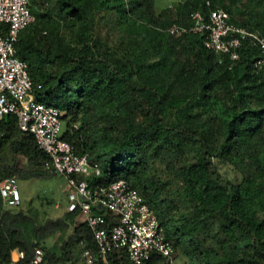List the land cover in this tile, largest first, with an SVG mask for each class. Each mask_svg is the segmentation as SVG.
<instances>
[{
  "label": "trees",
  "instance_id": "trees-1",
  "mask_svg": "<svg viewBox=\"0 0 264 264\" xmlns=\"http://www.w3.org/2000/svg\"><path fill=\"white\" fill-rule=\"evenodd\" d=\"M29 0L34 21L16 55L35 100L61 110V139L101 168L91 183L124 179L142 196L182 264H264V69L244 40L231 60L205 34H172L222 7L231 21L264 36V0ZM48 155L17 118L0 120V179L42 178ZM53 173H52V172ZM55 174V173H54ZM0 196V264H104L90 228ZM57 233L59 239L49 244ZM35 248L42 260L33 263ZM114 264H130L113 251ZM141 264H164L152 253Z\"/></svg>",
  "mask_w": 264,
  "mask_h": 264
},
{
  "label": "built area",
  "instance_id": "built-area-1",
  "mask_svg": "<svg viewBox=\"0 0 264 264\" xmlns=\"http://www.w3.org/2000/svg\"><path fill=\"white\" fill-rule=\"evenodd\" d=\"M34 18L29 0H0V120L6 114L15 115L20 130L30 133L48 155L45 167L66 181V211H76L90 228L104 264H114L108 257L113 251H124L130 264H141L152 253L160 254L164 264H182L139 192L124 179L91 183L101 174L99 164L91 162L87 154L75 153L73 146L61 139V110L35 100L27 64L15 49L19 32ZM166 30L172 34H205V46L229 55L231 60L238 57L243 41L250 40L260 50L254 65L264 69V36L235 24L222 7L210 9L206 16L195 10L190 13L189 24L172 23ZM0 196L6 207L20 205L15 177L0 179ZM23 255L19 251L17 260ZM42 256L41 248H35L32 262H40ZM82 256L88 264L95 257L86 247Z\"/></svg>",
  "mask_w": 264,
  "mask_h": 264
},
{
  "label": "rangeland",
  "instance_id": "rangeland-1",
  "mask_svg": "<svg viewBox=\"0 0 264 264\" xmlns=\"http://www.w3.org/2000/svg\"><path fill=\"white\" fill-rule=\"evenodd\" d=\"M176 0H156L155 8L160 10L164 5L174 3ZM63 130V124H62ZM52 172V171H51ZM53 173V172H52ZM17 189L21 197L20 208H29L32 212L49 217H63L66 211V181L57 174H51L42 178H18L16 179ZM74 220H82L78 214ZM60 238L57 233L49 238V244ZM181 262L185 261L179 256Z\"/></svg>",
  "mask_w": 264,
  "mask_h": 264
},
{
  "label": "crops",
  "instance_id": "crops-1",
  "mask_svg": "<svg viewBox=\"0 0 264 264\" xmlns=\"http://www.w3.org/2000/svg\"><path fill=\"white\" fill-rule=\"evenodd\" d=\"M18 256H19V252L17 250H13L11 253L12 259L17 260Z\"/></svg>",
  "mask_w": 264,
  "mask_h": 264
},
{
  "label": "clouds",
  "instance_id": "clouds-1",
  "mask_svg": "<svg viewBox=\"0 0 264 264\" xmlns=\"http://www.w3.org/2000/svg\"><path fill=\"white\" fill-rule=\"evenodd\" d=\"M21 198V197H20ZM20 206V205H19ZM19 252V251H18Z\"/></svg>",
  "mask_w": 264,
  "mask_h": 264
}]
</instances>
